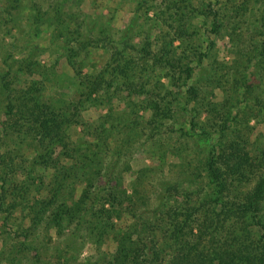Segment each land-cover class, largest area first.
<instances>
[{
    "label": "trees",
    "instance_id": "obj_1",
    "mask_svg": "<svg viewBox=\"0 0 264 264\" xmlns=\"http://www.w3.org/2000/svg\"><path fill=\"white\" fill-rule=\"evenodd\" d=\"M145 1L135 0L132 22L119 32L110 23L94 29L93 19L79 15V1L71 11L72 0H32V14L17 21L3 12L12 22L28 26L35 45L48 40L47 35L52 43L59 42L58 62L79 91L77 101L44 98L54 70L35 74L39 79L35 86H23L18 79L16 88L7 81L2 85L8 94L0 120V186L8 185V189L1 192L0 209L4 210L8 191L13 199L10 211H2L3 220L11 223L19 208L26 212L17 217L21 229L15 236L24 241L22 246L36 237L41 251L53 248L54 256L48 252L40 257L50 264H77L74 250L77 246L83 250L86 244L96 249V255L83 264H264V143L251 139L253 127L240 110L245 98L264 116V99L255 96L258 87L243 75L251 74L256 61L240 53L237 40L245 25L242 18L260 2L264 8V0H218L202 8L194 7L197 0H160L166 24H171L165 33L147 27L145 20L140 23L148 15L149 9L145 15L142 12L148 6ZM5 4L14 10L21 1ZM206 14L211 16L213 33L222 20L235 19L229 21L231 26L227 23L234 36L230 43L239 55L232 69L238 72L237 64L245 62L233 85L226 80L227 73L216 72L208 77V88L199 85L211 46L200 41L192 23ZM136 20L138 27L132 26ZM262 22L259 30H264V16ZM97 51L105 53L107 60L96 72L88 64ZM28 70L26 74H33ZM100 94L108 100H125L129 113L124 114L131 120L140 112L148 116L144 126L123 123L128 140L118 157L129 154L143 139L162 146L167 123L185 115L191 118L185 125L195 137L211 141L192 169L188 186L174 184L160 208L147 206L148 174L140 170L134 183H126L120 168L106 162L110 154L85 155L68 133L71 126L81 125L83 109L97 103ZM203 114L206 120L201 121ZM106 124H100L101 131L100 126L93 129L99 138L88 137L102 139ZM125 165L123 169L128 170ZM52 167L55 175L49 198L37 201L34 188L38 182L43 185L42 176ZM171 193L185 200L179 204ZM26 219L30 225L23 228ZM38 230L44 232L42 239ZM67 238L72 242L65 246L62 240ZM110 244L114 250L108 253L104 246Z\"/></svg>",
    "mask_w": 264,
    "mask_h": 264
},
{
    "label": "rangeland",
    "instance_id": "obj_2",
    "mask_svg": "<svg viewBox=\"0 0 264 264\" xmlns=\"http://www.w3.org/2000/svg\"><path fill=\"white\" fill-rule=\"evenodd\" d=\"M7 1L9 0H0V120L2 118V108L7 102L6 98L8 92L4 91L2 87L6 81L10 84L11 88L17 87L16 84L18 83L16 79L20 80L23 86H35V81L37 83L39 80L35 78V74L39 76L54 70L50 83L46 84L47 89L43 97L55 101H60L61 99H64L65 102L70 99L71 101H77L79 91L76 86L73 85V81L70 80L71 77L68 75V71L61 66L60 61L58 62L59 54L57 53V45L59 42H56V44L52 43V36L47 35L48 40L40 41L35 45L31 39L32 31L28 29V26L24 25V23L16 22L17 19L21 20L25 18L26 15L30 16L32 14L29 10L32 0H20V8H15L14 10H11L8 6L9 4H5ZM77 1H79V5L81 6L79 9L81 13L78 12L79 15L82 14L89 16L90 20L93 19L92 23L94 21V29H98L103 24L110 23L112 29L118 32L123 31L130 26L134 12L136 11L135 0H72L69 7L71 11L73 8L77 9L76 7L78 4L75 3ZM223 1L224 0H219L220 3ZM145 2H148V6H146L147 9H142V12L145 15L146 10L149 9L148 15L146 18H142L140 23L145 20L149 24L147 27H153L154 31L159 33L169 32L171 24H166L167 16H165V11L162 10L160 0H146ZM216 2L219 3L218 0H197L193 2V4L194 7L202 8L207 4H215ZM262 5L263 2L258 3V5H255L250 11L249 16L246 15L242 18V21L244 20L243 24L245 23V25L242 26L241 29V38L237 39L239 41L240 53H242V55H250L249 57L254 58L256 61V66L249 71L251 74L243 72L244 66H240V64H244L245 59L240 62L238 61L239 64L237 65L240 67L238 72L232 69L239 55L236 53L237 49L235 48V44L230 43V39H234V36L229 30L228 24L231 26L229 21L232 23L235 19L229 17L226 20H222L218 24L219 30L217 33L211 32L213 23L210 14H206V16L202 17L198 22L194 21V23H192L197 27L200 41H204L207 46H211L208 63L205 68L202 69L203 71H201L202 76L200 77L201 83L199 85L203 88H208V86H210V82L207 79L209 76L214 75L215 72L218 75L227 73L228 77L226 80L231 84L233 83V77L237 78L243 72L245 79L258 87L255 89V96H259L262 100L264 99V57H260V55L264 53V30H259L263 24L262 17L264 16V8L261 7ZM14 6L15 5H12V7ZM218 7L219 5L214 8ZM5 11L9 14L11 13L12 19L16 21L14 22L13 20L12 22V19H9L7 13H3ZM20 12L23 15H21ZM144 15L142 16L145 17ZM110 18L112 20H110ZM134 24H137V27L141 25L138 24L137 20L132 26H134ZM95 33H97V31H95ZM91 56V61L88 65L90 69L93 71L96 70L97 72L104 67L107 56L101 51H97ZM28 69H30L33 74H26V72L29 73ZM97 99V103L91 102L83 109L80 116L81 125L71 126L68 129V133L73 140L78 142L80 147L84 150L83 152H85V155H91L92 153L100 154L101 152L110 154L111 156H106V162L115 164L120 168L118 171L123 173L126 183H130L131 181L134 183L137 172L140 170H143L146 175L148 174L146 178L148 181H146L144 186V188H146L145 194L148 198V201H146L147 206H149L151 210L160 208L164 202L163 197H168L167 190L171 189L174 184L183 185V188L188 186L189 179H193L192 169L198 165L201 159V152L209 147L211 141L207 138L195 137V134L185 125V123L187 125L190 123L191 118L185 115L178 117L173 122L167 123L168 132L163 136L164 142L162 146H155L153 142H147L143 139L129 154H126L124 157H118V155H120L118 152L126 145L128 140L127 136L124 134L126 131L123 127V123L132 121L139 123L140 126H144L148 120V116L140 112L137 119L133 118L131 120L129 116L124 114L125 112L129 113V111L125 109V100L116 97H112V100H108L105 94H100ZM241 100L240 110L247 114L246 118L248 119L249 126L253 127V136H251V139L259 138L260 140H258V143L261 145L264 143V116H260L258 109L254 108L253 103L245 98H241ZM110 108H113L111 113ZM262 115L264 114L262 113ZM206 116L207 114H203L201 121L206 120ZM104 122L108 124H106L104 128L105 131L103 130L102 132V139H98V134L93 132V129L98 130L100 124ZM115 122L118 123L114 124L115 128H112L111 124ZM99 130L101 131V126ZM88 134H96L98 138H96V136L95 138H90ZM85 139L88 141L87 144ZM86 147L89 150H86ZM29 155L32 159L33 155ZM125 163L129 166L128 170L123 169V167L126 166ZM1 175L2 172L0 170V178ZM54 175L55 169L52 167L50 170L44 172L42 176L43 185H40L39 182L36 184L34 190L37 191V193L34 198L37 201L49 198V196H46L52 185L51 179ZM130 187L132 186H129V188ZM3 189L5 192L8 189V185H5L3 188L0 186V195ZM182 189L180 193L183 192ZM10 194L11 192L8 191L7 200L2 208L4 210L0 209V264H50V261H41L40 257L43 259L41 254L44 253L46 255L48 252L51 256H54V252H50L53 248L48 251L45 250L46 252L41 251L39 244L40 240L37 242L36 237H33L30 243H26L22 246L21 244H23L24 241L17 239L15 236L17 229H21L20 221L17 217L19 215H25L26 212H22L19 208L15 212L11 223L6 224L4 222L3 219H5V214L2 211H10L9 209L12 207L13 203ZM170 195L177 198L176 201H178L179 204L185 200L179 197V194L171 193ZM61 196L66 197V194L61 193ZM168 200L169 203L173 202V198L172 200L170 198ZM34 202L35 200L32 198L31 203ZM29 225L30 222H28L27 219L24 220L23 228H27ZM37 232L39 233L38 238L42 239L44 232L41 230ZM67 239L66 241L62 240V244L65 246L72 242L71 239ZM77 247L78 248L74 250L77 264L88 263L90 261L88 258L95 257L96 255V249L89 244H86L83 250H81V246ZM104 250L108 253L113 251V244L104 246ZM85 259L87 260L84 261ZM56 263L57 262L54 264Z\"/></svg>",
    "mask_w": 264,
    "mask_h": 264
}]
</instances>
